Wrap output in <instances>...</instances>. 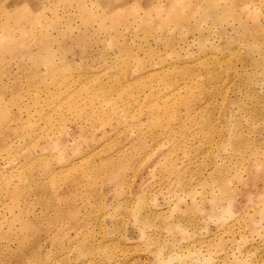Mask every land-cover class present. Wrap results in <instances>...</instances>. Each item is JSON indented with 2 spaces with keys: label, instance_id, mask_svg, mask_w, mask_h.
<instances>
[{
  "label": "rangeland",
  "instance_id": "obj_1",
  "mask_svg": "<svg viewBox=\"0 0 264 264\" xmlns=\"http://www.w3.org/2000/svg\"><path fill=\"white\" fill-rule=\"evenodd\" d=\"M0 264H264V0H0Z\"/></svg>",
  "mask_w": 264,
  "mask_h": 264
}]
</instances>
